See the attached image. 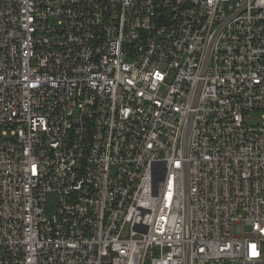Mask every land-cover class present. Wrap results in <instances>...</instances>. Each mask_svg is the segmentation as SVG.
<instances>
[{
  "label": "built area",
  "instance_id": "1",
  "mask_svg": "<svg viewBox=\"0 0 264 264\" xmlns=\"http://www.w3.org/2000/svg\"><path fill=\"white\" fill-rule=\"evenodd\" d=\"M255 112L264 0H0V264H264Z\"/></svg>",
  "mask_w": 264,
  "mask_h": 264
},
{
  "label": "rangeland",
  "instance_id": "2",
  "mask_svg": "<svg viewBox=\"0 0 264 264\" xmlns=\"http://www.w3.org/2000/svg\"><path fill=\"white\" fill-rule=\"evenodd\" d=\"M247 120L252 123H261L263 122V117L261 115V112H255L251 113L250 116L247 117ZM59 195L55 192L50 193L48 196V213L53 214L57 209V201H58Z\"/></svg>",
  "mask_w": 264,
  "mask_h": 264
}]
</instances>
